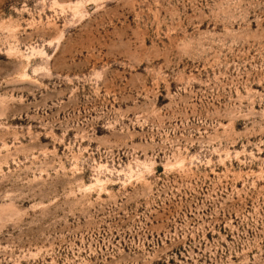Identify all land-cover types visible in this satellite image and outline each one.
Instances as JSON below:
<instances>
[{
    "label": "rangeland",
    "instance_id": "1",
    "mask_svg": "<svg viewBox=\"0 0 264 264\" xmlns=\"http://www.w3.org/2000/svg\"><path fill=\"white\" fill-rule=\"evenodd\" d=\"M0 264H264V0H0Z\"/></svg>",
    "mask_w": 264,
    "mask_h": 264
}]
</instances>
